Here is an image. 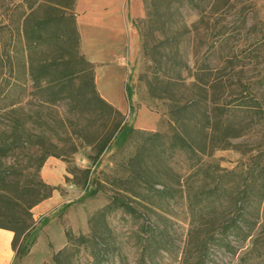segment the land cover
Returning <instances> with one entry per match:
<instances>
[{
    "label": "rangeland",
    "instance_id": "obj_1",
    "mask_svg": "<svg viewBox=\"0 0 264 264\" xmlns=\"http://www.w3.org/2000/svg\"><path fill=\"white\" fill-rule=\"evenodd\" d=\"M158 1L139 0L145 16L129 15L135 32L133 56L128 33L126 46L116 57L125 66L126 85L131 89L133 108L130 110L131 104L126 98L128 110L123 114L128 125L139 132L124 145L120 140L114 142L95 162L89 159L95 151L87 144L81 145L71 158H56L57 169L61 168L63 176L55 186L58 187L53 192L55 196L38 211L42 212L36 211L39 205L32 209L36 224L31 237L25 241L36 237L35 242L27 256L12 259L9 264H55V253L68 243L66 233L89 236L91 218L93 226L108 230L110 247L101 260L94 261L91 245H82L72 256L74 264H264V191L260 189L264 174L258 173L259 165L264 163V113L257 116L241 109L234 111L236 131L245 130L239 137L231 138L230 148H215L208 155L172 148L174 122L169 114V92L159 85L150 90L148 85L153 81L155 68L160 67L162 72L165 68L158 63L152 66L143 53L144 36L153 53L157 52L156 59L167 53L170 73H181L185 86L180 82L182 87H173L175 103L190 99L191 90L198 98H203L199 89L186 90L185 87L193 81L188 73L205 65L212 69L215 77H224L227 81V93L218 94L221 99L225 95L229 99H240L246 88L252 90L256 98L263 99L264 0H203L202 7L208 5L205 15L187 0H162L167 5L161 10H168L166 20L158 21L157 16L154 22H147L150 4ZM62 2L67 3V0L41 2L35 16L61 18L62 11L56 10L54 4ZM75 6L76 3L68 10L72 27L76 19ZM26 14L25 0H0V143H12L15 122L22 125L31 143L27 149L11 152L3 163L10 174L15 172L11 167L20 163L23 170L19 178L30 182L37 181L38 177L44 181L41 170L36 177L30 168L37 162L30 156L41 154L40 145L54 154L67 153L75 143L74 132L79 126L92 128L89 139L104 134L108 127H104L105 120L98 118L102 111H95L87 102H43L45 98L38 84L33 83L39 61L60 56L73 60L75 52L56 41L45 48L28 47L22 34ZM54 25L57 26V21ZM77 49L78 54L84 55L80 46ZM11 67L15 70L12 75ZM8 90L10 93L5 95ZM197 114L202 118V113L197 111ZM63 115L68 119L66 131L58 122ZM143 126L149 128H141ZM137 152L148 172L129 178L127 163ZM195 164L200 166V174L189 180L187 176ZM73 167L91 169L89 188L99 189L94 196H87L83 184L76 183L82 179L79 173L76 178L68 174ZM65 177L70 180L65 181ZM255 177L258 181L254 184ZM213 179L232 188L231 193L247 187L245 214L242 221L238 219L241 227L234 226L233 217L238 208L231 197L214 202L203 200L189 206L186 185L195 181L203 185L204 192ZM147 180L157 183L159 189L163 185L169 187L172 196L154 194L143 182ZM115 194L132 197L141 216L133 217L118 209L96 218ZM50 204L55 205L43 211ZM149 223H154L158 230L146 228Z\"/></svg>",
    "mask_w": 264,
    "mask_h": 264
},
{
    "label": "trees",
    "instance_id": "obj_2",
    "mask_svg": "<svg viewBox=\"0 0 264 264\" xmlns=\"http://www.w3.org/2000/svg\"><path fill=\"white\" fill-rule=\"evenodd\" d=\"M46 1L47 0H25L28 14H26L24 18L22 34L27 46H35L37 48L41 46L45 48L53 41H56L61 47L65 45L73 50L75 54L73 55V60L65 59L64 56L41 59L38 64V73L33 77V83L38 84V88L45 98L43 101L45 103L56 104L63 101H82L91 104L95 111H102L98 113V118L105 120L104 127H108V129L104 134L96 135L93 139H89L90 133L92 134V128L89 130L84 126H79L74 132L76 136L75 143L72 145V149L67 153L61 152L54 154L50 151H45L44 147L38 144L40 145L41 154L37 155L33 153L30 156L31 159L37 161L30 167L31 170L36 173V177L39 176L41 168L49 157L61 159L71 158L78 152L81 145L87 144L95 151L94 156L89 157V159L95 162L98 161L99 157L109 149L114 142L120 140L121 145H124L133 134L139 132L133 126L128 125L125 114L100 96L95 84V65L88 61L84 55L78 54L77 48L80 46V34L76 25V19L72 27L71 25L73 22L69 19L68 14V10H72L76 0H67V3L62 2L54 4L56 10L62 11V15H57H60L61 18L54 16L37 18L35 16L37 9L42 4L41 2ZM187 1L192 4V7L198 9L201 15L206 14L208 5L202 7L201 2H203V0ZM164 6L165 8L167 7L165 3H162V0H159L155 5L150 4L151 9L147 8L149 9L147 11V19H149L147 22H154L157 16L158 21H160V19L166 20V13L168 10L161 11ZM56 21L57 26L54 25ZM143 42L144 56L152 62V66L158 63L161 68H165L163 72L160 67L155 68L153 71V81H149L148 85L150 90L163 86L166 88L165 92H169V99L171 101L169 114L171 120L174 122L173 134L171 135L172 148L178 147L194 155L197 153L208 155L215 148H230L232 145L230 142L231 138L239 137L242 134L241 132L245 130L236 131L234 111H236V109H241L242 112L250 115L255 114L257 116L258 114L264 113V97L263 99L256 98L252 95V90L248 88H246L244 92L242 90L240 99H229L228 95H225L223 99H221L218 94L220 92H223V94L224 92L227 93V81L224 77H215V75L212 74V69L207 65L194 72L190 71L188 74L193 77V81L190 86L188 85L185 87L186 90L189 87H192L189 89H199L203 98H198V95L194 94L193 90H191L190 99H186L185 102L181 101L180 103H175L173 87L178 88L183 85L185 86L181 73H170L166 61L168 54H160L158 59H156L157 52L155 51L156 54L153 53L152 48L149 47L144 36ZM165 42L168 43L167 39ZM163 58L165 61H162ZM8 59L11 66L14 67L12 59L10 57H8ZM226 62L228 64L227 66H229V61ZM13 67H11V75L14 74L15 71ZM180 82L183 83V85H181ZM261 85H264V81H261ZM10 91L8 90L5 95H8ZM126 96L131 104V89L128 85H126ZM158 97L162 98L163 96ZM132 108L131 104L130 110ZM197 111L200 114L202 113V118L198 117ZM12 112H17V110L12 109ZM58 122L62 130H68V119L64 117V115L60 117ZM14 129L15 135L12 137V143L9 145H7V143H0V229L13 232L11 248L14 252V259H21L29 254L31 246L36 239V237H33L30 241H25V239L31 237L36 224L32 209L41 202L51 198L53 192L57 190L58 187L47 184L39 177L37 181H23L19 178V172L23 170L20 163L19 165L15 163V165L11 167L15 172L10 174V172L8 173V171H6L3 160L14 150L27 149L26 146L31 144L25 136V133H23L24 129L22 125H18L15 122ZM96 130L98 132V129ZM149 134L155 135L156 133ZM77 141L79 143H76ZM138 157L139 153L137 152L128 160L127 167L129 178L141 176L140 172L144 174L148 172L147 167L142 165ZM90 170V168L81 169L73 167L69 169L68 174L76 178V174L79 173L82 179L81 181L78 180L76 183L83 184L87 196H94L99 189L98 187L89 188ZM258 173L259 175L264 174V163L259 165ZM199 174L200 166L195 164L187 178L190 180L198 177ZM68 180H70L69 177H65V181ZM257 181L258 178L255 177L253 183L255 184ZM143 182H145L150 190L158 196H163L165 198L172 196L170 188L165 185H163L162 189H159L156 187L157 183L153 181L147 180ZM202 188L203 185L196 184L195 181H191V183L189 182L186 185V200L189 206L198 205L203 202V200L214 202L231 197L234 205L238 208L234 214L233 223L235 227H241L238 219L242 221V217L245 214L243 205L248 198L246 193L247 187L245 186L243 191L236 190V192L232 191L231 193L230 191L233 190L232 188L224 187L213 179L204 192ZM260 189L264 191V179L260 184ZM118 209H122L125 213L133 217L138 218L141 216L138 209L132 203V197L127 194H115L111 196L109 203L99 211L96 218L99 217V215L105 217L107 213H111ZM92 221L93 218L89 220L91 224V234L89 236L84 234L75 236L69 232L66 233L68 243L63 249L55 253L53 257L55 264H74L71 261L72 256L82 245L86 244L92 247L91 255L94 261H99L104 257L110 247L107 241L108 230L106 228L100 230L102 226L99 228L93 226ZM146 228L158 230V227L154 223H149V225H146Z\"/></svg>",
    "mask_w": 264,
    "mask_h": 264
},
{
    "label": "crops",
    "instance_id": "obj_3",
    "mask_svg": "<svg viewBox=\"0 0 264 264\" xmlns=\"http://www.w3.org/2000/svg\"><path fill=\"white\" fill-rule=\"evenodd\" d=\"M140 4L139 0H77L75 6L80 48L86 59L95 65L97 91L105 101L122 113L128 110V75L124 64L116 57L119 51L124 50L128 33L131 39L128 46L133 56L135 32L129 23V15L143 18L145 11ZM41 176L47 184L57 186L63 174L61 168L57 169L56 158L49 157L46 160L41 168ZM54 196L38 204L36 211L48 204ZM54 205H47L43 211ZM12 238L13 232L0 229V264H9V261L14 259Z\"/></svg>",
    "mask_w": 264,
    "mask_h": 264
},
{
    "label": "bare ground",
    "instance_id": "obj_4",
    "mask_svg": "<svg viewBox=\"0 0 264 264\" xmlns=\"http://www.w3.org/2000/svg\"><path fill=\"white\" fill-rule=\"evenodd\" d=\"M46 205V204H45ZM41 210H42V208H41Z\"/></svg>",
    "mask_w": 264,
    "mask_h": 264
}]
</instances>
